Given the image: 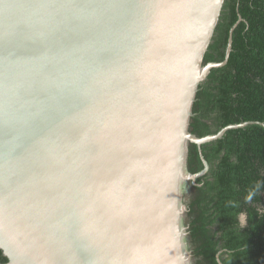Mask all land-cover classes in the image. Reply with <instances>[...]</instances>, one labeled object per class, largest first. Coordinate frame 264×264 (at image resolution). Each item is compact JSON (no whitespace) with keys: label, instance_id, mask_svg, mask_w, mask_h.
<instances>
[{"label":"water","instance_id":"95a60500","mask_svg":"<svg viewBox=\"0 0 264 264\" xmlns=\"http://www.w3.org/2000/svg\"><path fill=\"white\" fill-rule=\"evenodd\" d=\"M224 1L0 0V264H193L188 143L254 123L189 131Z\"/></svg>","mask_w":264,"mask_h":264},{"label":"trees","instance_id":"16d2710c","mask_svg":"<svg viewBox=\"0 0 264 264\" xmlns=\"http://www.w3.org/2000/svg\"><path fill=\"white\" fill-rule=\"evenodd\" d=\"M232 28L226 62L198 86L189 131L202 137L254 123L199 147L188 143V171L208 164L184 193L193 264H217V253L219 264H264V0L224 1L203 64L225 60Z\"/></svg>","mask_w":264,"mask_h":264},{"label":"snow or ice","instance_id":"6c2138e0","mask_svg":"<svg viewBox=\"0 0 264 264\" xmlns=\"http://www.w3.org/2000/svg\"><path fill=\"white\" fill-rule=\"evenodd\" d=\"M90 2L100 7L122 8L128 11H135L145 6L142 0H90ZM79 255L81 259L86 258V254L83 252H80Z\"/></svg>","mask_w":264,"mask_h":264},{"label":"clouds","instance_id":"9594fccd","mask_svg":"<svg viewBox=\"0 0 264 264\" xmlns=\"http://www.w3.org/2000/svg\"><path fill=\"white\" fill-rule=\"evenodd\" d=\"M252 199V194H250L248 197H247V200L250 202ZM219 257H220V253H217V264H219Z\"/></svg>","mask_w":264,"mask_h":264},{"label":"flooded vegetation","instance_id":"af4514ba","mask_svg":"<svg viewBox=\"0 0 264 264\" xmlns=\"http://www.w3.org/2000/svg\"><path fill=\"white\" fill-rule=\"evenodd\" d=\"M202 174H203V173H202ZM202 174H201V175H202ZM199 176H200V175H199ZM241 218H242V220H241V221L243 222V221H244V216H243V215H241Z\"/></svg>","mask_w":264,"mask_h":264},{"label":"rangeland","instance_id":"374dc122","mask_svg":"<svg viewBox=\"0 0 264 264\" xmlns=\"http://www.w3.org/2000/svg\"><path fill=\"white\" fill-rule=\"evenodd\" d=\"M241 220H242V218H241Z\"/></svg>","mask_w":264,"mask_h":264}]
</instances>
